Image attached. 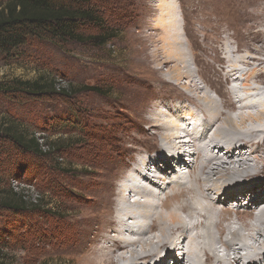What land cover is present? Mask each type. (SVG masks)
<instances>
[{"label": "rangeland", "instance_id": "obj_1", "mask_svg": "<svg viewBox=\"0 0 264 264\" xmlns=\"http://www.w3.org/2000/svg\"><path fill=\"white\" fill-rule=\"evenodd\" d=\"M7 1L0 0V9ZM168 1L172 0H94L101 22L87 32L111 31L114 35L108 42L63 44L31 38L12 54H0L1 80L32 79L55 70L69 86L97 85L105 92L84 91L24 105L0 101V121L10 112L46 130L50 141L63 139L72 145L59 161L70 172L53 171L48 163L29 157L25 161L31 169L26 173L0 177V189L12 187L31 203L41 201L43 210L42 216L20 215L21 223L30 226L19 228L18 224L12 230L4 264H81L79 255L99 246L106 233L95 227L104 214L116 211L124 175L142 158H148L152 168L176 158L166 157L170 147L161 149L163 131L152 125L157 108L168 100L197 110L193 97L207 91L225 114L236 115L240 110L238 103H232L236 101L233 89L242 87V80L220 73L223 66L234 64L231 59L247 71L255 68L261 76L250 83L264 90V0H173V6L165 9ZM155 2L164 3L156 7ZM172 8L178 10L182 25L178 36L170 31L172 22L154 26L162 9L167 13ZM177 42L189 50H178ZM230 48L238 53L231 55ZM246 57L250 64L243 62ZM187 59L193 70L177 80L173 68ZM171 69L173 78L167 76ZM195 84L198 91H190ZM179 153L183 162H189L186 152ZM7 161L0 155V171L10 166ZM132 196L129 192L124 201Z\"/></svg>", "mask_w": 264, "mask_h": 264}, {"label": "bare ground", "instance_id": "obj_2", "mask_svg": "<svg viewBox=\"0 0 264 264\" xmlns=\"http://www.w3.org/2000/svg\"><path fill=\"white\" fill-rule=\"evenodd\" d=\"M162 10L154 26L172 22L170 31L178 36L182 27L178 10ZM175 46L182 52L189 50L180 42ZM236 51L228 49L231 55ZM230 61L234 64L223 66L220 73L242 80V87L233 89L236 101L231 100L240 111L225 114L207 91L193 97L197 110L170 100L158 107L152 125L163 131L161 149L170 147L166 157L176 158L160 166L157 157L154 168L148 158H142V165L124 175L116 211L104 214L95 227L106 233L105 239L79 255L81 264H264V197L260 196L264 194V178L260 179L264 176V90L250 83L261 76L255 68L247 71ZM243 62L251 60L246 57ZM175 66L177 80L193 70L188 59ZM171 71L169 78H173ZM190 88L194 92L200 87ZM248 121L260 126L252 127ZM176 140L178 145L173 144ZM179 152H186L189 162H183ZM129 192L132 199L125 202Z\"/></svg>", "mask_w": 264, "mask_h": 264}, {"label": "trees", "instance_id": "obj_3", "mask_svg": "<svg viewBox=\"0 0 264 264\" xmlns=\"http://www.w3.org/2000/svg\"><path fill=\"white\" fill-rule=\"evenodd\" d=\"M96 14L94 0H8L0 9V54H12L31 38L63 44H104L114 35L113 32L98 35L87 32L101 22ZM60 76L61 73L51 70L32 79H0V101L24 105L49 102L56 97L69 98L73 93L84 91L105 94L97 85L69 86ZM18 118L7 112L0 121V155L7 158V164H10L0 171V177L3 173H13L15 176L18 172L26 173L31 169L25 161L29 157L48 163L47 166L53 171L70 172V169L59 163L65 159L66 152L72 146L68 144V140L50 141L45 135L46 130L34 128L32 123L26 124V121ZM24 212L41 215V201L31 203L25 195L12 187L1 188L0 264L6 262L7 252L4 249L10 246L12 230L18 224L19 228L30 226L29 222L20 221L19 217Z\"/></svg>", "mask_w": 264, "mask_h": 264}]
</instances>
